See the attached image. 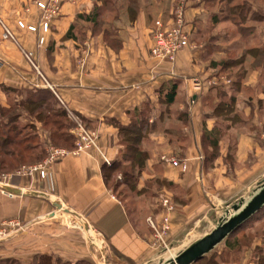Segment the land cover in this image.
<instances>
[{
    "label": "crops",
    "instance_id": "0c3cea01",
    "mask_svg": "<svg viewBox=\"0 0 264 264\" xmlns=\"http://www.w3.org/2000/svg\"><path fill=\"white\" fill-rule=\"evenodd\" d=\"M138 1L133 16L124 6L106 10L114 47L104 38L108 24L93 30L82 16L101 5L99 0L65 2L46 32L32 0H0V21L13 36L4 38L0 23V105L8 98L4 86L47 89L96 136L94 146L79 156L48 165L44 177L30 171L39 159L16 167L22 172L0 186V228L8 232L0 241V257L25 264L39 254L91 264H156L208 232L227 204L264 177V67L246 74L235 104L242 120L225 129L213 151L203 145L202 131L218 123L206 107L216 59H206L203 45L194 42L203 32L202 6L190 2L185 17L195 38L169 63L149 51L153 27L171 22L173 0ZM18 20L36 31L19 28ZM259 30L262 42L264 30ZM174 82L176 97L167 105L162 96ZM183 112L185 123L178 119ZM134 124L142 135L138 147L146 153L140 167L124 156L119 132ZM43 144L44 153L55 145L49 139ZM104 158L120 167L104 170ZM119 171L130 178L114 182ZM20 226L24 229L17 231ZM222 244L212 252L219 254ZM257 245L255 237L218 264H257L252 258Z\"/></svg>",
    "mask_w": 264,
    "mask_h": 264
},
{
    "label": "trees",
    "instance_id": "16d2710c",
    "mask_svg": "<svg viewBox=\"0 0 264 264\" xmlns=\"http://www.w3.org/2000/svg\"><path fill=\"white\" fill-rule=\"evenodd\" d=\"M124 1H126V3L124 2V7L126 11L129 13L130 16H133L135 10L138 8V0ZM102 2H105V0H103ZM101 6L102 5H94L91 13L87 14V16L82 15L83 17H86L87 20H90V22L92 23L91 26L93 27V30L98 28L97 23L99 15L102 13L100 12ZM233 7L234 10H236V12L232 13L235 17L233 21L235 24L241 25V27H243V23L246 20V14L244 13L245 6H239V4H235V6ZM210 21L213 23L218 22L216 14H211ZM189 32L191 33L190 29ZM252 34L253 33L251 32L249 35L251 36ZM69 35L70 34L68 31L67 36ZM104 38L109 44L113 45L114 47L117 46L116 41L112 40L113 38H111V29H105ZM244 55V58L240 61L239 64L248 63L249 65L244 66L243 68L240 81L236 83V88L238 87L236 92L239 91L241 87V82L243 81L249 70L254 67H264V41L259 42L256 45L250 46L248 49H246ZM245 57L252 60H247L245 59ZM234 61L235 60H221V62L214 64V66L220 65L223 69L229 68L233 67V64L237 63V61ZM3 90L7 94L8 99L12 94L21 93V90L11 87L4 86ZM26 92V97L21 98L14 105L0 106V117H3L5 119H13L15 117H19L21 115V112L23 114L26 113V115H30V117L36 120V122H41L44 127L49 125L48 139L53 144L70 150L73 149L74 138L73 135L69 132L70 127L73 125V121L67 115L68 113L64 108H59V103L56 100L54 94H52V92L47 89L41 88H33L27 90ZM226 95L227 94L225 93L224 95H221L219 98H217L219 102L218 104H215L212 109V115L217 118L218 123L214 125L211 130H207L204 127L202 131L203 145L206 147H210V149H212L213 151L218 147L219 139L223 135L225 129L230 125L239 124L242 120L241 118H239V112L235 108V95ZM175 97L176 83L174 82L170 83L169 86L164 90L162 101L165 104L170 105L174 102ZM15 109L20 112H18L17 114H15L14 112V114H12L13 110ZM136 113L137 110L135 111V114ZM77 117L82 122L84 121L82 117ZM57 118L65 119L66 122H61L60 124H57L58 126L56 128ZM187 118L188 115L185 112L180 113L178 115V119L182 120L184 123L187 121ZM138 120L142 122V118ZM223 122L226 123L222 124ZM22 132L23 128H17V126H14V124L10 127H8L7 124H4L2 127L0 123V171L14 169L22 164L38 161L39 159H42L45 155L42 146H40V143L34 141V136L33 138L28 135L22 136ZM119 132L121 135L122 144L124 145V156H129L130 158H132L131 163H134L136 166L140 167L144 159L146 158V153L140 151L138 147V143L142 137L140 127H136L135 124L134 126L130 127H120ZM119 164V161H109V163L104 161L103 169L111 172L118 169L120 167ZM127 178H130V176L128 175ZM262 216H264V207L254 216L244 222L238 230L234 231L223 241L222 251L219 254L214 251L211 254L197 260L194 264H199L203 261H205L206 264H218L219 260L223 259V257H225V254H227L228 252L233 251L235 249L239 250L244 246H248L252 239L248 234L242 236L238 235V231L242 230L246 225H248L254 220L259 219ZM32 260H35L33 264H79L83 262H85L86 264H90V262H87L85 260H80L79 262L64 261L60 257H53L51 255L46 254H39L35 256ZM10 261H12L10 258L7 259L8 263ZM255 262L257 264H264V258L257 256Z\"/></svg>",
    "mask_w": 264,
    "mask_h": 264
},
{
    "label": "rangeland",
    "instance_id": "374dc122",
    "mask_svg": "<svg viewBox=\"0 0 264 264\" xmlns=\"http://www.w3.org/2000/svg\"><path fill=\"white\" fill-rule=\"evenodd\" d=\"M99 1L101 2V5H102L101 10H100V12H102V13L99 15L97 26L99 27V25H101L103 23H104V25L108 24V25H106V27L112 30V27H111L112 22L110 21L112 16L106 17L107 13L105 15V12H106V10L117 11L119 8H122V6L125 5L124 2L126 3V1H124V0H105V2H102L103 0H99ZM179 1H181V0H173L172 1L174 4L172 5L171 20L170 21H172V19H173V15H174L175 9L179 5ZM191 1L192 0H182L181 1L183 3L184 21H185V25H186L187 29H188V22L189 21L186 20L185 11L188 8V6L190 5ZM193 1L195 2L194 4L200 5L203 8L202 14L198 18L201 21L203 32H202V36L195 38V37H192L193 33L191 30V33L189 32V43H190L189 45L190 46L192 45V38H195L194 42H195L196 46L197 45H203L204 51L202 54H204V56H206V59L208 57V60L211 57L213 60L216 59L215 64H217L218 62H221V60H235V61H237V63L233 64V67H229V68L223 69L220 65L214 66V69H215L214 73L212 74V76L210 77V79L207 82L208 87L212 89V91L210 92L212 94V96H211L210 100H207V102H206V107L208 108L210 114H212V109H213L214 105L218 104V102H219L217 98H219L221 95H224L225 93L227 94L226 96L234 94L236 102H237L238 92L242 91V88L240 87L239 91L236 92V90L238 88V87L236 88V86H237L236 83L238 81H240L244 66L249 65L248 63H243V64H239V63L244 58V56H245L244 53H245L246 49H248L250 46L256 45L259 42H261L260 39H262V38H260L261 35H259V32H260L259 29L263 28V30H264V0H193ZM138 4H139V1H138ZM235 4H237V5L239 4V6H245L244 7L245 8L244 13L246 14V17H245L246 20L243 23V27H241V25L235 24L233 21V19L235 17H234V14H232V13L236 12V10H234V7H233V6H235ZM211 14H216V16L218 18L217 23H213L210 21ZM38 18H39V15H38ZM170 24H171V22H170ZM156 25H155V27H156ZM155 27H153V29L151 30V45H152V31L154 30ZM188 31H189V29H188ZM251 32L253 34L250 36L249 34ZM262 33L264 34V31H262ZM262 36H264V35H262ZM213 43L216 45H213ZM190 46H188V47H190ZM149 53H150V51H149ZM178 53L176 54L175 59H176ZM150 56H151V54H150ZM152 58H154V57H152ZM175 59L169 63H174ZM245 59L250 60V61L252 60V59H248L246 57H245ZM166 62H168V61H166ZM263 70H264V68H263ZM241 81H242V79H241ZM241 86H242V82H241ZM26 95H27L26 91H21V93H19V94H12V95H10L9 99L7 98L6 105H0V106L14 105L21 98H25ZM56 106H57V103H56ZM58 106H60L59 108H64L67 111V109L65 107H63L60 103L58 104ZM14 112H15V114H17L20 111H17V109H15V110H13L12 114H14ZM67 113H68L67 115L73 121V125L70 127L71 130H73L79 123L85 129H87L84 126L83 122L80 119H78V117L75 114H73L70 111H67ZM239 118H241L240 113H239ZM61 122H66V121H65V119H62V118L56 119V128L58 126L57 124H60ZM0 123H1L2 127L4 124H7L8 127H10L14 124V126H17V128H23L22 136L28 135L31 138H33V136H34V141L40 143V146H42V147H44L43 143L46 142V140H48L49 125L44 127V125L41 122H36V120H34L33 118L30 117V115H26V113L23 114L21 112V115L19 117H15L13 119H5L3 117H0ZM36 123H38V124L36 125ZM225 123L226 122H223L222 124H225ZM88 131H90V130H88ZM74 137H75V135H73V138ZM75 140H76V138H74V142H75ZM47 146H48V149H47V152L45 153L44 157L47 156V153H48L49 148L51 146L60 147L58 145H47ZM61 148H64V147H61ZM171 157H173V156H171ZM44 159L45 158H42V160H40L39 162L43 161ZM178 161H180V160H178ZM39 162H36V164ZM18 167H17V169H18ZM121 171H119L118 173L115 174V177L113 179L114 182L119 183L120 179L123 181H125L127 179L128 174L124 175L121 173ZM6 172H8V170L7 171L6 170L0 171V173H6ZM77 224H80V222ZM238 229L239 228H237L236 230H238ZM246 234H248L251 239L256 237L260 242V245H257L253 250L252 258L254 259L256 257L255 259H257V256L264 258V216L260 217L257 220L252 221L251 223L246 225L242 230L238 231V235H240V236L246 235ZM9 258L12 261H10L8 263L7 259H9ZM255 259H254V261H255ZM34 262H35V260L34 261L31 260L29 262L27 261V264H30V263L33 264ZM76 262H79V261H76ZM0 263L1 264H3V263H6V264H19V263L25 264V262H23L22 260H19V259L14 258V257H0ZM58 264H61V263H58ZM79 264H86V263L83 262V263H79ZM90 264H91V262H90ZM199 264H206V263H205V261H203Z\"/></svg>",
    "mask_w": 264,
    "mask_h": 264
},
{
    "label": "built area",
    "instance_id": "2783aa9c",
    "mask_svg": "<svg viewBox=\"0 0 264 264\" xmlns=\"http://www.w3.org/2000/svg\"><path fill=\"white\" fill-rule=\"evenodd\" d=\"M75 1L76 0H32L33 4L39 12L38 23L41 30L44 32L48 30L51 21L59 16L62 5L65 2ZM181 1H179V5L175 9L171 24L165 26L162 24V22H158L156 27L152 31V45L150 47V54L152 57L160 61L172 62L178 52L190 46L189 31L185 25L183 3ZM17 26L19 28H26L29 31H36L37 29V26L35 25H25L22 20L17 21ZM2 28V36L4 38L13 39V36L8 28L3 24ZM71 132L75 135L76 138L73 149L69 150L66 148L51 146L45 159L33 165L31 169L29 168L30 171H38L40 177H44L46 175V167L51 163L67 156H79L81 152L94 146L96 139L94 132L88 131L80 123L73 130H71ZM161 159L173 166L181 168L182 170H185L187 167L186 162L178 161L171 156H162ZM104 160L105 162L109 163L106 158H104ZM21 172V170H16L14 173H0V186H7L10 182L11 177L13 175L20 174ZM161 201L163 206H165L168 211L173 209V205L170 203L168 198L162 197ZM166 222L167 218H164V226ZM23 229L24 226H20L17 231H22ZM7 233L8 232L6 228H0V241L7 237Z\"/></svg>",
    "mask_w": 264,
    "mask_h": 264
},
{
    "label": "water",
    "instance_id": "95a60500",
    "mask_svg": "<svg viewBox=\"0 0 264 264\" xmlns=\"http://www.w3.org/2000/svg\"><path fill=\"white\" fill-rule=\"evenodd\" d=\"M264 207V177L244 195L223 208L213 219L211 229L189 245L167 258H160L156 264H194L212 252L244 222Z\"/></svg>",
    "mask_w": 264,
    "mask_h": 264
}]
</instances>
